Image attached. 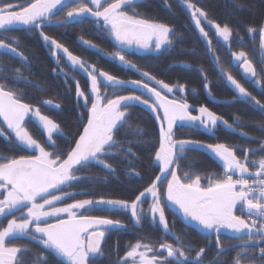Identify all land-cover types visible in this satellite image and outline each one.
Wrapping results in <instances>:
<instances>
[{"label": "snow or ice", "instance_id": "1", "mask_svg": "<svg viewBox=\"0 0 264 264\" xmlns=\"http://www.w3.org/2000/svg\"><path fill=\"white\" fill-rule=\"evenodd\" d=\"M142 3L143 0H24L23 3L0 0V51L26 61L27 58L16 46L18 38L6 35L15 25H23L30 31L39 32L52 49L51 55L56 58L57 68H60L61 56L66 57L69 65L84 72L90 82L87 92L81 88L79 81L75 82L77 103L85 109L82 117L86 122L68 141L67 148H62L53 138L54 134H61L60 125L43 115L39 107L25 103L21 90L16 87L22 83L39 86L24 77L20 68L5 70L0 66V137L32 153L0 156V218L7 219L6 226H0V264H32L25 259L31 250L13 243L23 238L40 246L42 251L37 256L38 264H50L49 257L63 258L64 264H93L96 258L104 255L102 242L106 232L125 227L120 220L84 214L94 209L127 211L135 225H141L143 220L150 218L176 241L173 244L166 240L148 243L138 240L128 246L129 250L116 264H202L205 248L196 251L194 258L189 257L186 253L193 249L186 248L180 237L171 232L166 216L169 205L173 215L179 214L183 221L196 224L206 236L214 237L218 256H223L228 250L239 249L231 264H264V141L260 142L259 149H251L175 138L174 127L184 126L202 127L211 134L218 125H223L236 132L241 127L240 118H235L234 127L203 105L195 110L198 114L194 115L186 99H169L168 96L176 90L185 92L184 84L170 85L148 71H142L128 59L133 47L158 52L171 45L172 37L176 35L168 24L142 18L135 11ZM183 3L206 41L214 66L232 87L235 93L233 100L255 105L264 112V103L222 67L209 33L201 22L204 20L214 28L215 35L222 38L226 46L233 29L228 24L221 26L208 19L207 13L190 0H183ZM65 8V15L57 16ZM85 18L93 19L115 41L116 50L104 55L139 73V79L125 80L97 70L95 65L87 64L43 31L44 26L54 19L66 24ZM256 32V28H248L251 37ZM259 39L264 51V26L259 28ZM83 43L90 48L96 47L91 41L84 40ZM97 50L103 52L102 49ZM231 57L243 76L264 90V84L247 53L231 52ZM60 71L63 72V69L60 68ZM261 71L264 72V69ZM201 72L203 75V70ZM64 75L67 79V74ZM203 79L205 89L211 94L207 76L203 75ZM107 88L113 89L111 95L102 92ZM123 89H128L129 94L120 95L119 91ZM41 103L52 105L50 100ZM137 104L157 113L156 118L160 121L159 147L154 155L159 174L131 201L74 199L76 195L88 194L65 191L83 179L77 175L82 169L94 163L108 173L115 172L106 158L115 154L113 149L120 148L116 136L129 119V109ZM160 110L162 116L159 115ZM29 115L38 118L40 129L46 133L44 144L35 139L26 126ZM261 130L264 131V124ZM238 134L249 138L246 132L239 131ZM195 149L209 150L220 162L222 174L213 173L203 179L198 173L185 171L183 175L179 174L180 161L185 158L186 151ZM127 154L135 155L130 147ZM258 154L259 159L251 158ZM164 181L166 187L161 191L160 185ZM149 198L145 212L143 204ZM67 199H73V202L64 203ZM222 234L229 235L238 243L225 249Z\"/></svg>", "mask_w": 264, "mask_h": 264}, {"label": "trees", "instance_id": "2", "mask_svg": "<svg viewBox=\"0 0 264 264\" xmlns=\"http://www.w3.org/2000/svg\"><path fill=\"white\" fill-rule=\"evenodd\" d=\"M6 2L23 3L24 0H6ZM182 2L183 0H144L136 7L135 11L142 18L168 24L174 29L176 35L172 37V44L168 48L151 53L138 52L132 48L128 59L142 71H148L157 79L170 85L184 84L186 91L182 95L177 94L176 98L178 100L186 99L193 114L196 112L194 110L196 107L203 105L228 120L234 127L235 118H240L241 127L236 132L223 125H218L211 134L202 128L175 127L176 139L197 140L204 144L226 143L241 148L259 149L260 142L264 141V131L261 130V125L264 124V112H261L255 105H250L242 100H233L235 96L233 89L214 66V59L208 51L207 44L196 32L191 23L190 13ZM190 2L205 11L208 19L221 26L228 24L233 29L228 46L221 42L213 32H209L212 47L216 56L219 57L222 67L264 103V90L252 81L244 79L238 66L233 64L231 57V52H246L257 69L258 78L264 84V72L261 71L264 69V59L259 39V28L264 26V0H190ZM63 11H67V8ZM84 21L86 24L80 21L68 25H53L43 30L50 33L72 52L89 62L96 63L98 69L125 80L139 79V73L136 71L122 67L118 61H112L105 55L102 56V53H110L113 50L115 47L113 42L109 39L107 32L101 33V29L94 30L95 23L89 20ZM249 27L256 28L257 32L254 37L248 33ZM9 36L18 38L19 44L16 46L28 54L29 61L22 65L18 57L13 58L0 51V66L5 70L20 68L24 77L32 81V84L39 86L33 87L22 83L16 87L21 90L25 103L39 107L44 115L49 116L60 125L61 130L66 133V139L59 138L58 140L57 138V144L62 148H67L68 141L78 130H81V124L86 122L82 117L85 109L78 106L77 103L75 83L70 80L64 81L57 74L59 68L36 31L15 30ZM76 37L96 43L98 49H102L103 52L98 51L97 53L84 49L76 43ZM115 50L116 48H114ZM201 70H203V75L207 76L211 94L204 87L205 80ZM77 81L81 88L87 92V81L80 76H77ZM104 90L110 91L108 88ZM119 93L128 94L129 90L123 89ZM47 100L52 101V105L41 103ZM57 104L60 105L59 108L55 107ZM26 126L35 139L43 142L42 132L36 123L28 121ZM159 130L157 120L147 109L140 105L130 108L129 119L116 136L117 141L120 142V148L113 149L115 154L106 158V162L112 165L115 172L108 173L93 163L77 173L83 179L74 187L68 188V191L82 192L83 190L88 194L82 197L89 199H126L129 201L135 199V196L159 174V168L154 163L155 150L159 147ZM239 131L246 132L249 138H242L238 134ZM129 147L135 155L127 154ZM27 153L28 151H24L0 137V156L9 157ZM238 155H242V153L238 152ZM251 158L259 159L260 154ZM219 164L217 158L207 149L188 150L185 153V158L180 161L178 172L181 175L185 171L190 174L198 173L203 179L213 173L222 174L223 169ZM189 165L191 167H188ZM164 182L160 185L161 191H163ZM80 197L81 195H76L74 199ZM170 208V206L166 208V216L171 232L180 237L186 248L193 249L186 253L189 257L194 258L195 252L203 247L205 253L202 257V264H221L223 261L231 264L239 249L228 250L223 256H218L214 237L206 236L199 227L186 224L178 214L173 215ZM87 214L107 216L120 220L126 225L124 229H113L106 232L102 242L104 255L96 258L93 264H116V261L124 256L128 246L138 240H142L143 243L164 242L165 240L168 243H176L171 234H165L158 224L150 221V218L143 220L141 225H135L127 211L94 209L88 211ZM221 240L224 248L238 243L229 235L224 234L221 235ZM13 243L29 248L31 251L25 259L30 260L32 264H38L37 256L42 251L40 246L35 242H29L27 238ZM157 245L159 244L156 243ZM256 251L258 252V249ZM49 260L50 264H57V261L59 264H64V261L59 257L55 259L49 257Z\"/></svg>", "mask_w": 264, "mask_h": 264}, {"label": "flooded vegetation", "instance_id": "3", "mask_svg": "<svg viewBox=\"0 0 264 264\" xmlns=\"http://www.w3.org/2000/svg\"><path fill=\"white\" fill-rule=\"evenodd\" d=\"M182 4H183V6L187 9V7H186V5L182 2ZM187 11L190 13V11L187 9ZM65 13H66V11H62V12H58L57 13V16H59V17H63L64 15H65ZM190 16H191V14H190ZM84 20H89V21H92L93 23H95L93 20H91V19H89V18H85V19H83V20H81V22H83L84 24H86V21H84ZM72 23H74V22H68V23H66L67 25L68 24H72ZM191 23H192V25L194 26V28H195V30H196V32L199 34V36L205 41V39L201 36V34L199 33V30L195 27V23H194V21H192V19H191ZM61 23H58L55 19L54 20H52L50 23H48V24H46L45 26H44V28H48V27H52L53 25H55V26H58V25H60ZM96 24V23H95ZM63 25V24H62ZM202 27H204L205 28V31H207L208 33L209 32H213L214 34H215V30H214V28H212L211 26H209L208 24H207V22L205 21L203 24H202ZM43 28V29H44ZM23 29H27L26 27H23V28H17V29H12L10 32H8V33H6V35H8L9 36V34L12 32V31H15V30H23ZM99 29H101L100 27H99V25H95L94 26V30L96 31H98ZM33 31H36L38 34H39V32L37 31V30H33ZM44 31V30H43ZM44 33L46 34V35H48L49 37H52V38H54L52 35H50V33H47V32H45L44 31ZM101 33H103V30L101 29ZM40 36V35H39ZM109 36V35H108ZM216 36V35H215ZM110 37V36H109ZM108 37V38H109ZM40 38H41V40H42V42L44 43V45L46 46V48H47V50H48V52L50 53V55H51V51H52V49H50L48 46H47V44L45 43V41L42 39V37L40 36ZM221 42H223L219 37H217ZM55 39V38H54ZM109 39H111V41L113 42V44H114V46H115V41L110 37ZM210 39V38H209ZM84 40H86V39H84V38H81V37H76L75 38V41H76V43H78L79 45H81V47H83L84 49H87V50H90V51H94V52H97L98 53V46H97V44L96 43H93L92 41V43L94 44V45H96V47L95 48H90V47H88L86 44H84L83 43V41ZM58 41V40H57ZM88 41V40H87ZM59 42V41H58ZM206 42V41H205ZM223 43H225V42H223ZM65 46V45H64ZM66 47V46H65ZM114 48L115 47H113V50L111 51V52H113L114 51ZM168 48V47H167ZM69 49V48H68ZM133 49H140V48H136V47H133ZM18 50L20 51V52H23V50H22V48H18ZM69 51L70 52H72L70 49H69ZM146 52H156V51H146ZM74 55H76V56H78V57H80L83 61H85L87 64H89V65H95L96 63H94V62H89V61H87V59H84V58H82L80 55H78V54H76V53H74V52H72ZM23 54H24V56L27 58L26 59V61H21L20 60V58H19V60H20V62H21V64L22 65H25L28 61H29V59H28V54H25L24 52H23ZM102 56H104V54L102 53ZM105 56H107V55H105ZM108 58H110L111 59V57H109V56H107ZM51 58L53 59V61L56 63V58L55 57H53L52 55H51ZM95 60H97V59H95ZM112 61H114L113 59H111ZM63 62V63H62ZM57 64V63H56ZM96 66V65H95ZM60 68H62L63 69V72H61L60 71ZM60 68L57 70V74L61 77V79H63L64 81H66V80H70L71 82H76L77 81V76H80L83 80H85V81H87V89L89 90V84H90V82H89V80H88V78H87V76H86V74L84 73V72H82V71H79V70H74L70 65H69V63L67 62V60H66V57H63V56H61V58H60ZM96 68H97V70H100V69H98V67L96 66ZM67 74V76H68V78L66 79V77H65V75L64 74ZM75 87H76V83H75ZM108 89H110V91H106L108 94H110L111 95V93L113 92V89H111V88H108ZM42 114H43V112H41ZM44 115V114H43ZM37 125V124H36ZM38 126V125H37ZM39 127V126H38ZM39 129H40V127H39ZM175 129V128H174ZM40 131L42 132V130L40 129ZM42 135H43V142H40V143H42V144H44L45 143V140H46V133H43L42 132ZM56 141H57V138H58V140H59V138H63V140L64 139H66V133L64 132V131H62L61 130V134H54V137H53ZM57 143H58V141H57ZM49 150H51V149H49ZM32 154V153H31ZM65 191H68V188L67 189H65ZM68 192H71V191H68ZM82 192H84L85 193V191H83L82 190ZM82 196H84V195H81V197ZM86 197H82L81 199H85ZM64 203H71V199H67L66 201H64ZM147 205V203L145 202L144 204H143V206H146ZM17 215H19V213L17 214ZM11 219V218H10ZM2 220H5L4 218H0V222L2 221ZM7 221V220H6Z\"/></svg>", "mask_w": 264, "mask_h": 264}, {"label": "rangeland", "instance_id": "4", "mask_svg": "<svg viewBox=\"0 0 264 264\" xmlns=\"http://www.w3.org/2000/svg\"><path fill=\"white\" fill-rule=\"evenodd\" d=\"M205 21L204 20H202V22H201V26H202V24L204 23ZM215 30V29H214ZM221 40H222V38H220ZM223 41V40H222ZM136 51H138V52H146V50H144V49H136ZM238 52H240V51H238ZM237 52V53H238ZM232 62H233V64L234 65H236V63L233 61V59H232ZM238 69H239V67H238ZM228 84V83H227ZM229 86H230V84H228ZM158 87V86H157ZM231 87V86H230ZM232 88V87H231ZM105 90L104 89H102V92H104ZM120 95H128V94H121V93H119ZM177 94H179V95H182V94H184V92L182 93V92H180V91H178V90H176V91H174L173 93H170V94H168V96H169V98H171V99H173V98H175V99H177L176 98V95ZM110 95V94H109ZM178 100V99H177ZM137 105H140V106H142V107H144L145 109H147L154 117H155V119L157 120V113H154V112H152L151 111V109H149V108H147L146 106H144V105H142V104H137ZM199 107H196L194 110H196V109H198ZM196 114H198V112L196 111L195 112V114L194 115H196ZM28 121H31V122H34V123H36L38 126H39V121H38V118H36V117H33V116H31L30 115V118L28 119ZM27 121V122H28ZM26 122V123H27ZM157 122H158V124H159V127H160V121H158L157 120ZM202 128V127H201ZM203 129V128H202ZM205 130V129H204ZM211 153V152H210ZM28 154H31V152L30 151H28V153L26 154V155H28ZM166 187V181L164 182V184H163V189ZM82 197H80V198H78V199H81ZM85 199H89V198H85ZM73 202V200H71V203ZM146 203H147V205H146V207H144L143 206V209L145 210V212H147V210H148V206H149V203H150V198L147 200V201H145ZM88 212H85L84 214H86V215H89V214H87ZM11 217H8V219H10ZM7 219H5V220H2L1 222H0V226H6V224H7V221H6ZM134 222V221H133ZM135 244V243H134ZM158 246L159 245H157L156 247L158 248ZM129 250V249H128ZM125 255V254H124ZM165 255H166V253H165ZM62 260H63V258H61Z\"/></svg>", "mask_w": 264, "mask_h": 264}, {"label": "water", "instance_id": "5", "mask_svg": "<svg viewBox=\"0 0 264 264\" xmlns=\"http://www.w3.org/2000/svg\"><path fill=\"white\" fill-rule=\"evenodd\" d=\"M144 1V0H143ZM89 19H91V18H89ZM91 20H93V19H91ZM23 27H25V26H23V25H15L14 27H13V29H17V28H23ZM261 54H262V57H263V59H264V51H262L261 50ZM239 71H240V74H241V76L244 78V79H246V80H249V81H251L249 78H246V77H244L243 76V74H242V70L239 68ZM139 94V93H138ZM170 99V98H169ZM159 114L162 116V110H160V112H159ZM30 118V115H29V117H26V122L28 121V119ZM166 126V125H165ZM175 128V127H174ZM171 206V205H170ZM179 215V214H178ZM186 224H188V225H192V226H194V227H198L196 224H194V223H190V222H186V221H184ZM123 225H125V224H123ZM123 228H125V227H121V228H119V229H123ZM217 247V246H216ZM228 248H231V246H229V247H227V248H225V249H228Z\"/></svg>", "mask_w": 264, "mask_h": 264}]
</instances>
